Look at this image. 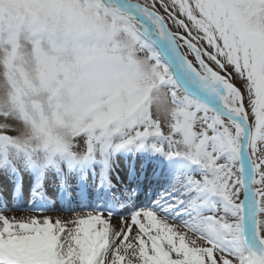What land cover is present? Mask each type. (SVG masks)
Wrapping results in <instances>:
<instances>
[{"label": "snow or ice", "instance_id": "1", "mask_svg": "<svg viewBox=\"0 0 264 264\" xmlns=\"http://www.w3.org/2000/svg\"><path fill=\"white\" fill-rule=\"evenodd\" d=\"M0 264H264V0H0Z\"/></svg>", "mask_w": 264, "mask_h": 264}, {"label": "rangeland", "instance_id": "2", "mask_svg": "<svg viewBox=\"0 0 264 264\" xmlns=\"http://www.w3.org/2000/svg\"><path fill=\"white\" fill-rule=\"evenodd\" d=\"M115 222H118V218L114 221V223H115Z\"/></svg>", "mask_w": 264, "mask_h": 264}]
</instances>
